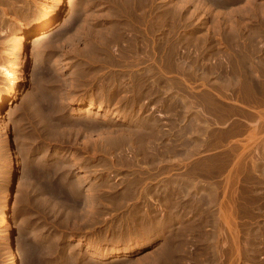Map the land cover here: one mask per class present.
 Segmentation results:
<instances>
[{"label": "rangeland", "instance_id": "obj_1", "mask_svg": "<svg viewBox=\"0 0 264 264\" xmlns=\"http://www.w3.org/2000/svg\"><path fill=\"white\" fill-rule=\"evenodd\" d=\"M56 1L57 0H0V5H3L2 7L4 8L6 6L8 12L5 18L2 15L3 12H0V32H2L0 33V98L3 99L1 101L2 106L0 108V117L4 115L2 121L4 119V121L8 123L7 133L12 140L13 150L17 151L19 158V162L17 161L15 164L14 186L8 191L6 170L9 167L11 160L7 148L4 146L5 134L0 128V264H10V257H12L11 251L13 250L15 264H32L28 262L27 258L36 249L37 252L39 251L40 253L38 252L37 254L36 251L33 252L37 258L35 259V256L32 254L35 259L33 261L34 264H73L74 261L75 264H88L92 260H97V262L100 261V263L103 262L104 264H126L127 262L125 261H129L128 263H136V261L139 262L142 259L151 258L154 254H156L154 256L155 260L151 258L153 264L154 262L155 264H208L210 260L211 262L209 264H215V262L216 264H221V261L222 264H264V203H262V201L264 202V197H262V195L264 196V193L261 191H264V179H262L264 178V0H217L218 2L216 0H207V2H209L207 4H210L211 6L209 5V7L212 8V10L209 11L212 15L207 12V16L203 9L200 7L198 8L201 0L187 3V6L183 4V1L185 0H181L182 3L180 0H146L149 4L151 3L150 5L145 2V0H135L134 2H132L133 0H125V2H129L132 10L133 8L134 10L137 8L139 9V11L137 9V16L148 13V19L151 17L155 18L156 13V19L161 18V15L164 17L162 14L164 11L162 10L167 8V5L165 4H169V6L175 4L176 7L186 6L185 8L188 9L193 8L190 9V11H193L192 13L190 12L193 14L191 15L193 18L189 24L194 25L192 27L190 25L189 28L191 27V29L198 31L194 37L195 39L193 38L191 40L194 43L196 42L195 45H192V42L190 41L191 47L189 46V41H186L184 38L183 32L185 28L183 27L181 32L182 35L179 36L181 40L178 38L179 44L182 41L183 43H188V46L182 43L180 44L181 46L179 45L180 49L179 53L175 55L177 56L175 57L177 58L175 59V61L177 60L175 63H171L168 60V57L163 54L154 56L152 53H149L150 55L146 57V67L148 69L146 68V72L144 70V73L146 74L144 75V82L142 85V88L144 89H140V93L138 92L139 97H137L138 93H136V85L131 83L129 89L131 92L130 96L133 97L130 98L131 101L129 99L130 102L128 101L127 103H119V100L112 102L111 108L114 105L124 107H122L123 110H121L122 113L120 112L119 118H113V128L117 130H113V132L110 133L105 132V135L103 132L101 134L100 132L97 134H95L96 132H92V134L94 133L93 135L91 132H84V134H82V131L79 130L78 132V130L74 128H69V132H65L66 134H64V132L59 134L56 122H61L62 118H64L63 120H74L78 117H90L91 119L89 120L94 121H102L104 119L102 118L103 112L101 110L98 111L100 107L99 103L97 102L94 106L91 105L90 97L94 95L93 92L90 90H84L85 88L88 89V86L83 89V87L81 88L78 86L75 80V77L78 76L77 74L82 72L80 62L75 58L78 59L79 56L80 58L83 56L84 59L91 58L92 49L90 45L85 43L87 36L85 34L86 29L83 28V24L87 20V17L90 22L89 19H91L92 16L93 19L94 17L99 16L101 12V19L108 17L105 14L109 13V16L113 15V7L115 6L114 1L117 2L118 0H113V2L112 0H108L110 2L107 0H89L91 1V4L87 0V2L85 0H78L75 9H80V11L77 10L78 12L76 11V13L81 12L80 14H82V20L80 19V23L78 24H81V27H76V29H78H75L73 31L74 33L68 34V36L73 39L69 40L70 38L66 35L61 39L62 41L60 40L57 42L58 44L61 42L59 46H62V49L55 45L57 48L54 47V50L50 52L51 49L45 48L49 47L48 41H50L51 38L53 39V35L56 38V35L62 27L66 25L70 18H73L75 9L73 13H71V9L65 6L63 8V13L60 14V18L57 22L47 29L46 33L48 34V38L43 41L39 49L36 50L37 52H35V49L32 50L33 53L30 51L26 52L28 56V66L26 69L19 63L20 54L18 52V46L24 36L31 33L29 30L35 29V27L37 28L48 20L49 11ZM157 1L159 2L157 3ZM173 1L175 2L173 3ZM223 1H225V3ZM214 2L215 4L212 5ZM220 2L223 5H221ZM138 3L143 6L141 9ZM219 3L221 6H218ZM145 4L146 6H144ZM163 4L165 8L163 7ZM83 5L84 7L82 8ZM153 5L156 6V8H153ZM157 5H161L160 7L158 6V10ZM192 5H194V7H192ZM84 8H87V11ZM140 10L142 11L140 12ZM94 11H96V13H94ZM220 11L223 13L221 12L220 14ZM88 12L91 16H89ZM76 13H74V15H76ZM195 15H199L198 18ZM6 18L8 20L10 19V22ZM81 29L83 30L81 31ZM27 30L28 32H25ZM78 34L85 36L79 37ZM74 37L77 38L75 39ZM16 39L18 41H16ZM30 40L31 38H28L26 42L29 43ZM73 41L74 43H77L73 45ZM182 45L185 47H182ZM87 46H89V48ZM57 49L59 53H61L60 55L58 54ZM74 49L76 51H74ZM85 50L87 52H85ZM70 51H73L72 55L74 58L71 57L72 55H70ZM78 51H81V53ZM52 52L54 54H52ZM74 52L75 54L79 53L82 56H77V54L75 57ZM66 54L70 55V57ZM159 57H161V60ZM68 58L73 59H70L69 61ZM154 60H156V63H154ZM72 63H76V65H73ZM57 64L59 67H55L56 70H59L60 68L61 72L60 70L59 72L63 73L62 75L65 77L63 78L65 83V85H63L64 89L62 87V93L65 95L63 99L64 102L62 101V106L65 107V113L59 112L56 113L57 115L54 113L55 117L53 116L54 114L52 115L54 126H52L53 129L50 127L51 132H46V134L43 126L44 124H41L45 123L43 120L44 109L42 105L40 106L41 101L35 103L34 107H30V109L27 106V101L31 97L36 96L37 93L39 94V92L42 94L43 90L44 95L49 94L48 92L50 88L46 85L48 84L47 79L49 77V72L47 70L51 67L58 66ZM2 67L6 70L1 72ZM151 67L154 68L152 69ZM186 68L189 69L187 70ZM6 71L9 73L17 72V74H26L25 79L27 80L21 81L20 95L18 94L14 101L9 96V78ZM70 83H74L73 85L71 84V88ZM74 88H78L76 89L77 91ZM79 89H82V93ZM141 90H144V93H142ZM88 93L90 94V97ZM68 94H70L71 97L67 96ZM143 96L145 97L143 98ZM69 99H71V101ZM12 102L13 108L16 112L12 119L9 120L10 118L6 113H8L10 103ZM28 109L29 111L31 110L30 114ZM115 110L116 109H113V111ZM95 112L97 113L96 115ZM5 115L7 119L5 118ZM2 123L3 122H1V124ZM38 127H40V129ZM54 128L57 131L54 130ZM121 130L125 132H122ZM119 131L122 132L119 133L120 136L117 134ZM128 131L132 133L130 134ZM254 133L256 134L255 137H251ZM109 134L110 136H113L114 140H112L113 138L109 139V136H107ZM125 135L128 137V140H126ZM134 135L138 137L141 136L142 138L139 137L141 140L136 136L134 137ZM102 136H106L107 139ZM131 137L133 139H131ZM122 138H125V140ZM108 139L109 141H112L113 144L112 142H108ZM15 140V143L17 144L13 143ZM96 140H98V143ZM105 140L108 142V145L111 144V146L114 147L111 148L110 151L108 149L109 146L104 144V142L106 143ZM126 141L134 143L129 144L128 147V142L125 143ZM117 143L119 146H123L119 149ZM100 145L103 146L100 147ZM84 146L88 148L91 146L94 147L91 148L92 150H90L89 153L88 148L85 147V150H83ZM130 146H132V148ZM95 148L99 151L97 152ZM121 148H123L122 151H120ZM128 148L130 151L126 150ZM104 149H106V151H104ZM231 152H234L232 156ZM239 153L242 155L240 156ZM225 154H227V156ZM227 157L230 159L232 158V161L229 158L227 159ZM229 160L231 162L230 164ZM108 162L112 165L108 166ZM251 162H254L253 165ZM96 166H99V168L97 167L98 170L95 168L97 171L92 169ZM62 167H64V169ZM102 167L105 169H102ZM241 167L243 169H240ZM60 168H62L63 171H61ZM90 168L93 171L90 170ZM249 170L253 172L251 173ZM227 176L230 179L228 178L227 180ZM237 177L239 178L237 179ZM243 178L244 180H242ZM226 180L228 182L227 184L232 183L229 184L232 188V185H234V188L237 186V190L235 189L237 192L233 189L232 191L234 192L231 194V187L229 185L226 186ZM103 181L104 183L106 182L105 186ZM137 181L138 184L135 183ZM131 182H133V184ZM210 183H215V185L219 184L218 189H221L219 190V197L221 196V198H223L222 202H224V204L225 201H229V204L222 205L221 208L224 210L221 211V213L219 211L221 208H211L207 203V200L209 199L207 196L210 195ZM234 183L237 184L235 185ZM109 184L111 188H109ZM111 184L113 187L116 184V189H113ZM125 184H128L129 186L132 185L131 188L133 187V189L130 187V189L126 188L128 185L125 186ZM255 184L262 188L255 186ZM240 185H244V188ZM251 185L255 188L253 189ZM57 186L62 187L60 191H52V189L55 187L57 188ZM94 186H97L95 190H93L95 188ZM98 186L100 188H98ZM247 186L251 187L249 191H256V193L254 192L255 194L259 191L257 194L258 197L257 195L255 196L252 191L250 192L251 195L248 194L247 196V190L246 192L244 190ZM73 187H75L74 193L72 190ZM90 187L94 188L90 189ZM75 189H78V191L76 192ZM88 190H93L92 193H97L94 195V201L96 204L93 201L86 199L85 191ZM132 190H135L134 195L130 194V191L131 193L133 192ZM124 191L127 193L129 192V195H127L128 197H125L127 193ZM146 191L147 193H145ZM227 191H229V193ZM61 192L63 193L61 194ZM75 192L77 194L79 193L78 196ZM122 192L125 194L123 193L122 195ZM243 192L246 193V196L243 195ZM73 194L75 195L73 196ZM230 194L233 199L230 198ZM238 194H240L242 198H240ZM95 196H99V199ZM197 196L200 197L198 198ZM201 196L203 201L201 200ZM249 196H251L250 198H252V201L255 198L253 201L254 205L253 203H250L252 201ZM256 198H258L257 201L259 202V207H256ZM237 199L240 203L239 207H236V203L232 202L235 204L234 206L230 203L231 201L235 202ZM245 199H249L246 200L248 201L247 204ZM197 200H199L200 204ZM204 201H206L207 204H205ZM242 202H244L242 204L244 207L240 206ZM197 203L200 207L198 217L200 218V222L202 221L200 225L204 223L200 226L199 235L195 234L194 231V221L197 218L195 215L196 208L198 207ZM248 203H250L249 206ZM226 205L230 206H228L230 210ZM234 207H236L235 210L237 209L236 213ZM248 207L253 209L250 210ZM202 208L205 213H202ZM210 208L216 210L215 214H217V217L220 219H223L226 215L228 216L229 219L226 218L228 224L225 222L226 220H222L221 223L224 226L222 225L223 228L222 226L218 228L219 230L222 228L221 230L223 231L220 230L217 233V231H215L217 228L213 227V224L211 225L209 219L207 221L205 216L202 217L208 212L207 209L211 210ZM231 208H233L234 211H232ZM244 209L246 211H243ZM227 210L230 212H227ZM248 212H251V214ZM221 214H225V216L223 217ZM203 219H206V222L203 221ZM7 221L10 224L11 229L8 227ZM233 223H236L237 225ZM210 225L212 226L211 230ZM212 230H214L215 233L212 232L214 234L211 233ZM218 234H221L222 236H219ZM214 235L215 237L218 235L216 238L220 239V241L216 239ZM196 236L199 237L196 238ZM81 237L83 238L82 244L77 240L81 239ZM15 238L17 240H15ZM87 239L95 240L102 243V245L114 244L125 246V244H128L129 246L134 244L139 245V248L135 253L131 254V257H124L123 255L118 254L116 256H109L102 259L97 257L93 259L92 251L87 249ZM215 240H217L216 243L218 245L220 244L219 246L215 244ZM12 241H16L13 244L14 249L12 247ZM31 247L34 249H31ZM215 247H217L218 250L217 248L215 249ZM15 248L18 249V251H15ZM30 250L31 252H29ZM68 255H71L72 258L70 259V256ZM63 258L65 260L64 262ZM89 258L92 260H88L87 263V259ZM70 260L73 261L71 262ZM205 260L207 262H205Z\"/></svg>", "mask_w": 264, "mask_h": 264}, {"label": "bare ground", "instance_id": "obj_2", "mask_svg": "<svg viewBox=\"0 0 264 264\" xmlns=\"http://www.w3.org/2000/svg\"><path fill=\"white\" fill-rule=\"evenodd\" d=\"M2 1V0H1ZM7 1V0H6ZM18 1V0H17ZM86 1V0H85ZM87 1H89V0H87ZM86 1V2H87ZM102 1V0H101ZM106 1V0H105ZM108 1V0H107ZM131 1V0H130ZM135 0H133L132 2H134ZM138 1H140V0H138ZM142 1H144V0H142ZM151 1V0H150ZM155 1V0H154ZM162 1V0H161ZM164 1H166V0H164ZM176 1H179V0H176ZM183 1V0H182ZM195 0H185V1H183V4L184 5H186L187 3H190V2H194ZM198 1V0H197ZM209 1V0H208ZM214 1V0H213ZM217 1V0H216ZM229 1H231V0H229ZM234 1V0H233ZM233 1H232V3H233ZM239 1V0H238ZM9 2V1H8ZM14 2V1H13ZM78 2V0H57L54 4H53V6H52V8L50 9V11H49V18H48V20L46 21V22H44L42 25H40V26H38L37 28L35 27V29H31V30H29V32H31L29 35L27 34L26 36H24V38L22 39V41L20 42V45L18 46V52H19V54H20V56H19V63H20V65L22 66V67H24V68H26L27 69V66H28V63H27V60H28V56H27V53L26 52H28V51H30L31 53H33V49H35V52H37L36 50L37 49H39V47H40V45L43 43V41H45L47 38H48V34L46 33V31H47V29L49 28V27H52V25H54L56 22H57V20L60 18V14H62L63 13V8L66 6V7H68V8H70L71 9V13H73V11H74V9H75V6H76V3ZM90 2V4H91V1H89ZM108 2H110V1H108ZM112 2H113V0H112ZM115 2V6L113 7V8H111V9H113L114 10V12H113V15H111V16H109L108 14H105V15H107L108 17H104V18H102L101 19V17H102V12L100 11V10H102V9H100L99 11L101 12V14L99 15V16H96V17H94L93 19H92V17H91V19H89L90 20V22L88 21V17H87V20L85 21V23L83 24L84 25V27L83 28H85L86 29V44L87 45H90V47H91V49H92V54H91V58L89 59H84L83 58V56L81 55V54H79V53H81V51L79 52V53H77V54H75V52H74V56L75 55H77V56H79V55H81L82 56V58H80V56L78 57V59L77 58H75L76 60H78L79 62H80V66H81V68H82V72L80 73V74H77L78 76L77 77H75V80H76V82H77V84H78V86H80L81 88L83 87V89L85 88V87H87L88 89H84V90H90V91H92L93 92V96H91L90 97V92L88 93L89 94V97L91 98V105H95L97 102L99 103V105H100V107H99V109H98V111L99 110H101L102 112H103V114H102V118H104L102 121H94V120H89V119H91L90 117L88 118H81V117H78V118H75L74 120H63L64 118H62V120H61V122H56L57 123V125H56V127L58 128L57 130H59V134H61V132H64V134H66L65 132H69V128H74V129H76V130H78V132H79V130L80 131H82L83 133L82 134H84V132H91V134H92V132H96L95 134H97V133H99L100 132V134L103 132L104 133V135H105V132H108V133H110V132H113V130H117V129H114L113 127V123H114V121H113V118H115V117H117V118H119V116H120V112H121V110H123L122 109V107H124V106H119V105H114L112 108H111V105H112V102L113 101H117V100H119V103L121 102V103H127L128 101H129V99L130 98H133V97H131L130 96V85H131V83H133V84H135L136 85V93H138L139 91H140V89L142 88V85H143V82H144V75H146L145 73H144V70H145V72H146V57L148 56V55H150L151 53L154 55V56H159V54H163V55H165L166 57H168V60L171 62V63H175L176 61H175V59H177V58H175V57H177V56H175L176 54H178L179 53V45L182 43V44H186V43H183L182 41H181V43L179 44V40H178V38L181 40V38L179 37L180 35H182V29H183V27L185 28L184 29V38L186 39V41L188 40L189 41V46H191L190 45V41L195 37V35H196V32L198 31V30H194V29H191V27L194 25H191V24H189L190 23V21H191V19L193 18L191 15H193V14H191L193 11L191 10L190 11V9H193V8H190V9H188V8H185L186 6H184V7H179V6H177V7H179V8H177L176 7V5H175V7H174V5L173 6H169V4H165V5H167L166 7V9H164L165 8V6H164V4H163V9L164 10H162V11H164V12H162V14H163V16L164 17H162V15H161V18H158V19H156L157 18V13H156V17L155 18H149L148 19V17H149V14L148 13H146V11H145V13L146 14H144V15H139V16H137L136 15V13H138L137 12V9H135L134 10V8H133V10L131 9V5L129 4V2L127 1V2H125V0L123 1H120V0H118L117 2L116 1H114ZM131 2V3H132ZM137 2V1H136ZM145 2H147L146 0H145ZM159 1H157V3H158ZM170 2V1H169ZM168 2V3H169ZM175 1H173V3H174ZM180 2H181V0H180ZM179 2V3H180ZM218 2V1H217ZM217 2H216V4H217ZM222 2V1H221ZM220 2V3H221ZM224 3H225V1H223ZM237 2V1H236ZM2 3V2H1ZM6 3V2H5ZM148 3V2H147ZM172 3V4H173ZM182 3V2H181ZM198 3V2H197ZM207 3H209V2H207V0H201L200 1V3H199V5H198V8L200 7L201 9H203V11L205 12V14H206V16H207V12H209V11H211L212 10V8H210L209 7V5L207 4ZM210 3H212V2H210ZM220 3L218 4V6H221V5H223L222 3H221V5H220ZM7 4H9V3H7ZM86 4H88V3H86ZM90 4H88V5H90ZM134 4V3H133ZM132 4V5H133ZM139 4V3H138ZM149 4V3H148ZM151 4V3H150ZM149 4V5H150ZM154 4V3H153ZM171 4V3H170ZM178 4V3H177ZM182 4V5H183ZM196 4V3H195ZM215 4V2L212 4V5H214ZM227 4V3H226ZM226 4H224V5H226ZM231 4V3H230ZM248 4V3H247ZM12 5V4H11ZM100 5V4H99ZM98 5V6H99ZM111 5V4H110ZM113 5V4H112ZM140 5V4H139ZM138 5V6H139ZM148 5V6H149ZM156 5V4H155ZM179 5V4H178ZM228 5H229V3H228ZM3 6V5H2ZM1 5H0V12H3V17L5 18V16L8 14V12H7V10H6V6H5V8L4 7H2ZM13 6V5H12ZM27 6H29V5H27ZM103 6V5H102ZM134 6V5H133ZM144 6H146V4L144 5ZM154 6V5H153ZM158 6L159 5H157V10H158ZM161 6V5H160ZM159 6V7H160ZM211 6V5H210ZM217 6V7H218ZM9 7H10V5H9ZM84 7V5L82 6V8ZM94 7V6H93ZM136 7V6H135ZM141 7H143V6H141L140 5V9H141ZM151 7V6H150ZM192 7H194V5H192ZM196 7V6H195ZM215 7H216V5H215ZM227 7V6H226ZM11 8V7H10ZM95 8H97V7H95ZM106 8H108V7H106ZM149 8V7H148ZM153 8H156V6H154ZM177 8V9H176ZM225 8V7H224ZM223 8V9H224ZM228 8V7H227ZM85 9V8H84ZM93 9V8H92ZM110 9V10H111ZM151 9V8H150ZM160 9V8H159ZM162 9V8H161ZM197 9V8H196ZM196 9H195V11H196ZM200 9V10H201ZM15 10V9H14ZM80 11V9H75V11H74V13H76V11ZM82 10V9H81ZM86 11H87V8L85 9ZM85 10H83V11H85ZM95 10V9H94ZM98 10V9H97ZM105 10V9H104ZM112 10V11H113ZM154 10V9H153ZM198 10V9H197ZM13 11V10H12ZM11 11V12H12ZM77 11V12H78ZM82 11V12H83ZM93 11V10H92ZM109 11V10H108ZM138 11H139V9H138ZM142 10H140V12H141ZM151 11V10H150ZM195 11H194V14H195ZM29 12V11H28ZM31 12V11H30ZM103 12H105V11H103ZM111 12V11H110ZM156 12V11H155ZM155 12H153V13H155ZM159 12V11H158ZM191 12V13H190ZM197 12V11H196ZM204 12H202V13H204ZM221 12L222 11H220V14H221ZM74 13H73V18H70V20L66 23V25L64 26V27H62V29L58 32V34L56 35V38H55V36L53 35V39L51 38V40L50 41H48V45H49V47H45L46 49L48 48V49H51L50 50V52L52 51V50H54V47H55V45L56 46H59V44L61 43H57L58 41H60L62 38H64L66 35L68 36V34H70V33H74L73 31L76 29V27H81V24L80 25H78L79 23H80V19H81V15L82 14H80V13H76V15H74ZM94 13H96V11H94ZM107 13V12H106ZM161 13V12H160ZM187 13V14H186ZM199 13V12H198ZM202 13H201V15H202ZM223 13V12H222ZM14 14V13H13ZM12 14V15H13ZM85 14V13H84ZM88 14H89V12H88ZM93 14V13H92ZM98 14V13H97ZM111 14V13H110ZM131 14H132V18H131ZM147 14H148V17H147ZM151 14H152V12H151ZM188 14H190V15H188ZM197 14V13H196ZM209 14H211L212 15V13L211 12H209ZM219 14V13H218ZM217 14V15H218ZM1 15V14H0ZM154 15V14H153ZM199 15H200V13H199ZM198 15V16H199ZM204 15V14H203ZM83 16H85V15H83ZM89 16H91V14H89ZM94 16H95V14H94ZM197 18H198V16L197 15H195ZM194 16V17H195ZM208 16H210V15H208ZM10 17H11V15H10ZM16 17V16H15ZM43 17V16H42ZM159 17V16H158ZM202 17V16H201ZM7 18H8V16H7ZM6 18V19H7ZM13 18V17H12ZM196 18V19H197ZM200 18V17H199ZM84 19V18H83ZM86 19V18H85ZM203 19V18H202ZM1 20V19H0ZM8 20V19H7ZM10 20V19H9ZM8 20V21H9ZM82 20V19H81ZM210 20H211V18H210ZM203 21V20H202ZM2 22V21H1ZM10 22V21H9ZM14 22V21H13ZM197 22V21H196ZM207 22V21H206ZM192 23H194V22H192ZM202 23V22H201ZM3 24V23H2ZM4 24H5V22H4ZM7 24V23H6ZM10 24V23H9ZM9 24H8V26H9ZM13 24V23H12ZM203 24V23H202ZM21 25V24H20ZM78 25V26H77ZM191 25V27L189 28V26ZM5 26V25H4ZM203 26H204V24H203ZM206 26V25H205ZM10 28H11V26H9ZM34 27V26H33ZM199 27V26H198ZM207 27V26H206ZM197 28V27H196ZM195 28V29H196ZM201 28H202V25H201ZM8 29V28H7ZM12 29H13V27H12ZM78 29V28H77ZM76 29V30H77ZM208 29V28H207ZM83 29H81V31H82ZM200 30V29H199ZM3 31V30H2ZM23 31V30H22ZM25 32H28V30L27 31H25ZM76 32V31H75ZM80 32V31H79ZM0 33H2V32H0ZM3 33H4V31H3ZM84 33V32H83ZM204 33V32H203ZM209 33V32H208ZM205 34H206V32H205ZM255 34V33H254ZM75 35V34H74ZM79 35V34H78ZM82 35V34H81ZM81 35H79V37H84V36H81ZM77 36V35H76ZM203 36V35H202ZM18 37V36H17ZM69 37V36H68ZM78 37V36H77ZM76 37V38H77ZM201 37V36H200ZM206 37V36H205ZM20 38V37H19ZM18 38V40L20 41V39ZM28 38H31V40L29 41V43L28 42H26L27 41V39ZM70 38V37H69ZM75 38V37H74ZM75 38V39H76ZM183 38V37H182ZM71 39H73V38H70L69 40H71ZM80 39V38H79ZM78 39V40H79ZM82 39H85V38H82ZM195 39V38H194ZM202 39V38H201ZM209 39V38H208ZM17 39H16V41H18ZM68 40V41H69ZM184 40V39H183ZM62 41V40H61ZM66 41H67V37H66ZM77 41V40H76ZM83 41V40H82ZM85 41V40H84ZM194 41V40H193ZM81 42V41H80ZM79 42V43H80ZM185 42V41H184ZM192 42V41H191ZM202 42V41H201ZM204 42V41H203ZM235 42V41H234ZM45 43H47V42H45ZM73 43H74V41H73ZM72 43V44H73ZM77 43V42H76ZM76 43H74L73 45H75ZM83 43V42H82ZM196 43V42H195ZM195 43L194 42H192V45L194 44L195 45ZM58 44V45H57ZM64 44V43H63ZM66 44V43H65ZM71 44V45H72ZM84 44V43H83ZM188 44V43H187ZM186 44V46H188ZM202 44V43H201ZM200 44V45H201ZM17 45H18V42H17ZM16 45V46H17ZM47 45V46H48ZM79 45V44H78ZM258 45V44H257ZM43 46V45H42ZM84 46V45H83ZM181 46V45H180ZM184 45H182V47H183ZM247 46V45H246ZM60 47V46H59ZM62 47V46H61ZM60 47V49H62ZM88 48H89V46H87ZM185 47V46H184ZM192 47V46H191ZM243 47V46H242ZM55 48H57V47H55ZM73 48H74V46H73ZM83 48V47H82ZM82 48H81V50H82ZM86 48V47H85ZM84 48V49H85ZM195 48H196V46H195ZM202 48V47H201ZM59 49V48H58ZM58 49H57V51H58ZM69 49V48H68ZM70 49H71V47H70ZM69 49V50H70ZM68 50V51H69ZM56 51V50H55ZM54 51V52H55ZM61 51V50H60ZM74 51H76L75 49H74ZM84 51V50H83ZM183 51V50H182ZM248 51V50H247ZM44 52V51H43ZM62 52V51H61ZM71 52V51H70ZM73 52V51H72ZM72 52L70 53V55H72ZM85 52H87L86 50H85ZM91 52V51H90ZM186 52H187V50H186ZM57 53V52H56ZM84 53V52H83ZM150 53V54H149ZM236 53V52H235ZM52 54H54L53 52H52ZM58 54L60 55L61 53H59V51H58ZM65 54V53H64ZM69 54V53H68ZM189 54V53H188ZM238 54V53H237ZM67 55V54H66ZM70 55H67L68 57H70ZM88 55V54H87ZM162 55V56H163ZM245 55V54H244ZM62 56V55H61ZM85 56V55H84ZM161 56V57H162ZM71 57H73V55L71 56ZM76 57V56H75ZM153 57V56H152ZM161 57H159V59L161 58ZM164 57V56H163ZM183 57V56H182ZM74 58V57H73ZM73 58H70V59H73ZM87 58V57H86ZM157 58V57H156ZM181 58V57H180ZM69 59V58H68ZM67 59V60H68ZM70 59H69V61H70ZM74 59V60H75ZM84 59V60H83ZM183 59V58H182ZM245 59V58H244ZM148 60V59H147ZM161 60V59H160ZM162 60H164V59H162ZM73 61V60H72ZM71 61V62H72ZM152 61V60H151ZM156 60H154V63H156L155 62ZM149 62H150V60H149ZM165 62H166V59H165ZM179 62V61H178ZM183 62V61H182ZM242 62V61H241ZM169 63V62H168ZM167 63V64H168ZM73 65H76V63L74 64V63H72ZM166 64V63H165ZM58 65V64H57ZM69 65H70V63H69ZM79 65V64H78ZM154 65V64H153ZM159 65V64H158ZM174 65V64H173ZM172 65V66H173ZM79 66V67H80ZM155 66V65H154ZM161 66V65H160ZM159 66V67H160ZM172 66H171V68H172ZM176 66H178V65H176ZM183 66V65H182ZM58 68L59 67V65L58 66H54L53 68L51 67V68H49V70H47L48 72H49V77H48V79H47V81H48V84H46L47 85V87L48 88H50V90H49V94H47V93H45V94H47V95H44V90H43V92H42V94H40V92H39V94L37 93L36 94V96H34V97H31L28 101H27V106H28V108L30 109V107H34V104L35 103H37L38 101H41V104H40V106L42 105L43 106V111H44V113H43V115H44V117H43V120H44V122L45 123H41V124H44L43 126H44V130H45V133L47 132H51V130H50V127L53 129V127L52 126H54L53 125V122H52V115L55 113H59V112H61V113H65V107H63L62 106V101H63V99H64V97H65V95L62 93V87H63V85H65V83H64V80H63V78H65V77H63V73H60L61 72V70H60V68H59V70H60V72H59V70H56V68ZM76 67V66H75ZM74 67V68H75ZM168 67V66H167ZM180 67V66H179ZM73 68V67H72ZM76 68H78V67H76ZM152 68V67H151ZM154 68V67H153ZM152 68V69H153ZM170 68V67H169ZM180 68H182V67H180ZM79 69V68H78ZM148 69V68H147ZM149 69H150V67H149ZM151 69V70H152ZM161 69V68H160ZM166 69V68H165ZM176 69V68H175ZM187 69V68H186ZM189 69V68H188ZM187 69V70H188ZM231 69V68H230ZM6 69L4 68V67H2L1 68V72L2 71H5ZM32 70V69H31ZM169 70V69H168ZM172 70V69H171ZM63 71V70H62ZM150 71V70H149ZM149 71H147V72H149ZM156 71V70H155ZM7 72V71H6ZM75 72V71H74ZM76 72H78V71H76ZM70 73H72V72H70ZM70 73H69V76H70ZM155 73V72H154ZM68 74V73H67ZM73 74V73H72ZM76 74V73H75ZM7 75H8V78H9V87H8V90H9V96H10V98L11 99H13V101L15 100V98H16V96H18V94H19V91H20V85L22 84L21 83V81H23V80H27V79H25V73H21V74H17V72H13V73H9V72H7ZM73 76V75H72ZM156 77V76H155ZM31 78V77H30ZM67 79V78H66ZM69 79V78H68ZM73 79V78H72ZM71 79V80H72ZM153 79V78H152ZM70 80V81H71ZM73 81V80H72ZM152 81V80H151ZM33 82V81H32ZM75 82V81H74ZM158 83V82H157ZM67 84H68V82H67ZM71 84L72 83H70V88H71ZM74 84V83H73ZM72 84V85H73ZM145 84V83H144ZM152 84V83H151ZM44 85V84H43ZM41 86V85H40ZM66 87V86H65ZM69 87V86H68ZM67 87V88H68ZM74 87V86H73ZM148 87V86H147ZM42 88H44V87H42ZM41 88V89H42ZM70 88H69V90H70ZM63 89H64V87H63ZM75 89V88H74ZM76 89H78V88H76ZM75 89V90H76ZM142 89H144V88H142ZM67 90V89H66ZM68 90V91H69ZM74 90V91H75ZM80 90V89H79ZM82 90V89H81ZM80 90V91H81ZM42 91V90H41ZM77 91V90H76ZM142 91V93H144L143 91L144 90H141ZM45 92H47V91H45ZM64 92V91H63ZM72 92V91H71ZM79 92V91H78ZM77 92V93H78ZM91 92V93H92ZM70 93V92H69ZM76 93V94H77ZM81 93H82V91H81ZM133 93V92H132ZM140 93V92H139ZM139 93H138V95H137V97H139ZM141 93V94H142ZM67 94V93H66ZM72 94H74V93H72ZM79 94V93H78ZM147 94V93H146ZM145 94V95H146ZM20 95V94H19ZM87 95V94H86ZM67 96H70L71 97V95L70 94H68ZM66 96V97H67ZM73 96V95H72ZM30 97V96H29ZM69 97V98H70ZM74 97V96H73ZM145 96H143V98H144ZM88 98V97H87ZM27 99V98H26ZM73 99V98H72ZM78 99H80V98H78ZM135 99V98H134ZM3 99L2 98H0V108H1V106H2V103H1V101H2ZM70 101H71V99H69ZM77 101V100H76ZM76 101H74V102H76ZM130 101H131V99H130ZM129 101V102H130ZM11 102V101H10ZM64 102V101H63ZM141 102V101H140ZM69 103H71V102H69ZM118 103V104H119ZM136 103V102H135ZM134 103V104H135ZM73 104V103H72ZM79 104H80V102H79ZM25 105H26V103H25ZM65 105V104H64ZM90 105V106H91ZM145 105V104H144ZM17 106V105H16ZM36 106H37V104H36ZM68 106V105H67ZM38 107H39V105H38ZM131 107V106H130ZM37 108V107H36ZM36 108H34V109H36ZM83 108V107H82ZM91 108H93V107H91ZM29 109H28V111H29ZM39 109V108H38ZM66 109H68V108H66ZM97 109V108H96ZM113 109H116L115 111H113ZM125 109V108H124ZM25 110V109H24ZM26 110H27V108H26ZM26 110H25V112H26ZM40 110V109H39ZM86 110V109H85ZM93 110V109H92ZM27 111V112H28ZM31 111V110H30ZM30 111H29V114H30ZM33 111V110H32ZM67 111V110H66ZM69 111V110H68ZM97 111V112H98ZM15 112H16V110L13 108V102L12 103H10V108H9V111H8V113H6L7 114V116H9V120H11L12 119V117L14 116V114H15ZM34 112V111H33ZM75 112V111H74ZM84 112V111H83ZM86 113V112H85ZM90 113V112H89ZM122 113V112H121ZM126 113V112H125ZM26 114V113H25ZM42 114V113H41ZM55 114L53 115L54 117H55ZM76 114V113H75ZM84 114V113H83ZM87 114V113H86ZM97 113L95 112V115H96ZM113 114H114V116H113ZM2 115V114H1ZM28 115V114H27ZM57 115V114H56ZM60 115V114H59ZM59 115H58V117H59ZM64 115V114H63ZM90 115V114H89ZM92 115V114H91ZM94 115V114H93ZM99 115V114H98ZM101 115V114H100ZM123 115V114H122ZM4 116V115H3ZM3 116H1L0 117V128L3 130V132H4V134H5V143H4V146L7 148V151H8V154H9V158H10V160H11V163H10V165H9V167L7 168V170H6V172H7V175H6V178H7V189H8V191H10L12 188H13V184H14V180H15V164L17 163V161L19 160V158H18V154H17V151H14L13 150V144H12V140H11V138H10V136H9V134L7 133V124L8 123H6L5 121H4V119H3V121H2V118H3ZM31 116H34V115H31ZM65 116V115H64ZM63 116V117H64ZM40 117V116H39ZM62 117V116H61ZM68 117V116H67ZM86 117V116H85ZM95 117V116H94ZM97 117V116H96ZM123 117V116H122ZM129 117V116H128ZM202 117V116H201ZM5 118L7 119V117H6V115H5ZM37 118V117H36ZM70 118H72V117H70ZM126 118V117H125ZM29 119V118H28ZM39 119V118H38ZM61 119V118H60ZM67 119H69V118H67ZM197 119V118H196ZM8 120V121H9ZM42 120V121H43ZM58 120V119H57ZM129 120V119H128ZM36 121V120H35ZM39 121H40V119H39ZM1 122H3L2 124H1ZM38 122V121H37ZM129 122H131V121H129ZM38 123H40V122H38ZM151 124V123H150ZM38 126V125H37ZM41 126V125H40ZM256 127H258V126H256ZM39 129H40V127H38ZM42 128V127H41ZM255 128V127H254ZM6 129V130H5ZM39 129H38V132H39ZM120 129V128H119ZM44 130H43V132H44ZM54 130H56L55 128H54ZM56 130V131H57ZM256 130V129H255ZM55 131V132H56ZM72 131H74V130H72ZM122 132H125V131H123V130H121ZM254 131V130H253ZM257 131V130H256ZM52 132H54V131H52ZM74 132H76V131H74ZM122 132H118L117 134L119 135V133H122ZM129 133H130V131H128ZM46 133V134H47ZM57 133V132H56ZM81 133V132H80ZM132 133V132H131ZM130 133V134H131ZM50 134V133H49ZM87 134V133H86ZM94 134V133H93ZM92 134V135H93ZM129 134V135H130ZM153 134H154V132H153ZM153 134H152V136H153ZM51 135H52V133H51ZM58 135V134H57ZM62 135H63V133H62ZM61 135V136H62ZM88 135H90V134H88ZM113 135V134H112ZM115 135V134H114ZM124 135V134H123ZM128 135V136H129ZM159 135V134H158ZM255 133L251 136V137H255ZM60 136V135H59ZM67 136V135H66ZM91 136V135H90ZM107 136H109V139L110 138H113V136H110V134L109 135H107ZM120 136V135H119ZM126 136V135H125ZM131 136V135H130ZM133 136V135H132ZM136 135H134V137H135ZM102 137H104V136H102ZM106 137V136H105ZM104 137V138H105ZM121 137H122V135H121ZM124 137V136H123ZM136 137H138V136H136ZM140 138H142L141 136H139ZM138 137V138H139ZM146 137V136H145ZM155 137V136H154ZM12 138H14V137H12ZM62 138V137H61ZM116 138V137H115ZM119 138V137H118ZM139 138V139H140ZM106 139H107V137H106ZM109 139L107 140L108 142H112V141H109ZM123 139V138H122ZM121 139V140H122ZM131 139H133L132 137H131ZM131 139H130V141H131ZM138 139V140H139ZM14 140V139H13ZM63 140V139H62ZM112 140H114V138L112 139ZM123 140H125V138L123 139ZM126 140H128V137L126 136ZM137 140V141H138ZM141 140V139H140ZM145 140V139H144ZM253 140H254V138H253ZM94 141V140H93ZM97 141V143H98V140H96ZM106 141V140H105ZM106 141V143L104 142V144H107L108 142ZM115 141H116V139H115ZM129 141V142H130ZM136 141V142H137ZM148 141V140H147ZM16 142V140L13 142V143H15ZM90 142V141H89ZM117 142V141H116ZM115 142V143H116ZM121 142H124V141H121ZM128 141H126L125 143H127ZM128 142V147H129V144H133L134 142H131V143H129ZM140 142V141H139ZM93 143H95V142H93ZM125 143H124V145H125ZM15 144H17V143H15ZM92 144V143H91ZM103 144V143H102ZM112 144H113V142H112ZM85 145V144H84ZM87 145V144H86ZM88 145L90 146V144L88 143ZM95 145V144H94ZM97 145V144H96ZM114 145H116V144H114ZM113 145V146H114ZM117 145H118V143H117ZM103 145H100V147H102ZM106 146V145H105ZM107 146H109V151H110V149L111 148H114V147H112L111 146V144L110 145H108L107 144ZM111 146V147H110ZM119 146V145H118ZM117 146V147H118ZM121 146H123V145H120L119 146V149H120V147ZM134 146V145H133ZM85 147L86 146H84V148H83V150H85ZM94 146H91L90 148H88V147H86V148H88V150H89V153H90V150H92L91 148H93ZM97 147H99V146H97ZM116 147V148H117ZM125 147V146H124ZM131 148H132V146H130ZM141 147V146H140ZM155 147V146H154ZM82 148V147H81ZM106 148V147H105ZM136 148V147H135ZM142 148V147H141ZM147 148V147H146ZM153 148V147H152ZM97 148H95V150H96ZM100 149V148H99ZM107 149V150H108ZM118 149V148H117ZM116 149V150H117ZM122 149L123 148H121V150L120 151H122ZM125 149V148H124ZM143 149V148H142ZM94 150V149H93ZM103 150V149H102ZM114 150V149H113ZM126 150H129V148L128 149H126ZM132 150V149H131ZM139 150V149H138ZM155 150V149H154ZM237 150V149H236ZM97 151V150H96ZM99 151V150H98ZM97 151V152H98ZM104 151H106V149H104ZM112 151V150H111ZM125 151V150H124ZM130 151V150H129ZM134 151V150H133ZM140 151V150H139ZM146 151V150H145ZM156 151V150H155ZM230 151H232V150H230ZM229 151V152H230ZM242 151V150H241ZM86 152H87V150H86ZM95 152V151H94ZM93 152V153H94ZM132 152V151H131ZM228 152V153H229ZM102 153V152H101ZM107 153V152H106ZM109 153V152H108ZM121 153V152H120ZM136 153V152H135ZM227 153V152H226ZM234 153V152H233ZM232 152H231V156H232V154H233ZM244 153V152H243ZM92 154V153H91ZM134 154V153H133ZM152 154V153H151ZM156 154V153H155ZM154 154V155H155ZM237 154H238V152H237ZM240 154V153H239ZM20 155V154H19ZM90 155V154H89ZM93 155V154H92ZM96 155V154H95ZM107 155V154H106ZM226 156H227V154H225ZM230 155V154H229ZM228 155V156H229ZM242 154H240V156H241ZM261 155V154H260ZM264 155V154H263ZM113 156V155H112ZM120 156H121V154H120ZM123 156V155H122ZM150 156H152V155H150ZM157 156V155H156ZM230 156V157H231ZM235 156V155H234ZM236 156H238V155H236ZM253 156V155H252ZM21 157V156H20ZM114 157V156H113ZM119 157V156H118ZM123 157H125V156H123ZM225 157V156H224ZM95 158V157H94ZM151 158V157H150ZM156 158V157H155ZM229 157H227V159H228ZM239 158V157H238ZM251 158V157H250ZM230 159V158H229ZM232 159V158H231ZM230 159V160H231ZM244 159V158H243ZM121 160V159H120ZM226 160V159H225ZM230 160H229V164L231 163L230 162ZM261 160H262V158H261ZM87 161V160H86ZM228 161V160H227ZM232 161V160H231ZM247 161V160H246ZM19 162V161H18ZM112 162V161H111ZM216 162V161H215ZM262 162V161H261ZM260 162V163H261ZM109 163V162H108ZM122 163V162H121ZM213 163V162H212ZM243 163V162H242ZM246 163V162H245ZM252 163V165H253V163L254 162H251ZM255 163H257V162H255ZM97 164V163H96ZM215 164V163H214ZM236 164V163H235ZM238 164V163H237ZM240 164V163H239ZM250 164V163H249ZM104 165V164H103ZM106 165H108V164H106ZM110 165H112L111 163H109V165L108 166H110ZM119 165V164H118ZM224 165H225V163H224ZM243 165V164H242ZM251 165V166H252ZM255 165V164H254ZM62 166V165H61ZM60 166V167H61ZM64 166V165H63ZM79 166V165H78ZM107 166V167H108ZM114 166V165H113ZM217 166V165H216ZM223 166V165H222ZM226 166H227V164H226ZM240 166V165H239ZM246 166V165H245ZM248 166V165H247ZM264 166V165H263ZM99 168V166H96V167H94V168H92V169H95V168ZM104 167H105V165H104ZM104 167H102V169H105ZM106 167V168H107ZM112 167V166H111ZM110 167V168H111ZM215 167V166H214ZM244 167V166H243ZM63 169H64V167H62ZM62 168H60L61 169V171H63L62 170ZM79 168H80V166H79ZM82 168V167H81ZM98 168H97V170H98ZM224 168V167H223ZM227 168V167H226ZM248 168H249V166H248ZM60 169H59V171H60ZM91 168H90V170H92ZM108 169V168H107ZM106 169V170H107ZM112 169V168H111ZM152 169V168H151ZM211 169V168H210ZM210 169H209V171H210ZM235 169V168H234ZM238 169V168H237ZM240 169H243L242 167L240 168ZM264 169V168H263ZM96 170V169H95ZM94 170V171H95ZM96 170V171H97ZM109 170V169H108ZM117 170V169H116ZM214 170V169H213ZM93 171V170H92ZM223 171V170H222ZM222 171H220V172H222ZM225 171V170H224ZM238 171V170H237ZM242 171V170H241ZM250 171V170H249ZM243 172V171H242ZM251 172V171H250ZM253 172V171H252ZM251 172V173H252ZM261 172H262V169H261ZM50 173V172H49ZM96 173V172H95ZM229 173H230V171H229ZM236 173V172H235ZM239 173H241V172H239ZM245 173V172H244ZM243 174V173H242ZM247 174V173H246ZM51 175V174H50ZM57 175V174H56ZM214 175V174H213ZM218 175V174H217ZM236 175V174H235ZM239 175V174H238ZM44 176V175H43ZM231 176V175H230ZM234 176V175H233ZM251 176V175H250ZM257 176V175H256ZM212 177V176H211ZM215 177V176H214ZM213 177V178H214ZM228 176H227V180H228ZM239 177H237V179H238ZM248 178V177H247ZM255 178V177H254ZM209 179H210V177H209ZM218 179V178H217ZM230 179V178H229ZM235 179V178H234ZM236 179V180H237ZM262 179H264V178H262ZM138 180V179H137ZM214 180V179H213ZM212 180V181H213ZM227 180H226V186L227 185H229V184H232V183H229V184H227L228 182H227ZM232 180V179H231ZM235 180V181H236ZM242 180H244V178L242 179ZM108 181V180H107ZM211 181V182H212ZM221 181V180H220ZM230 181V180H229ZM239 181H241V180H239ZM246 182V181H245ZM258 182H259V180H258ZM106 183V182H105ZM105 183H104V181H103V184H104V186H105ZM113 183V182H112ZM127 183V182H126ZM132 184H133V182H131ZM135 183H137L138 184V181L137 182H135ZM224 183H225V181H224ZM256 183V182H255ZM260 183V182H259ZM264 183V182H263ZM75 184V183H74ZM80 184V183H79ZM78 184V185H79ZM130 184V183H129ZM136 184V185H137ZM142 184V183H141ZM156 184V183H155ZM222 184V183H221ZM235 185L237 184V183H234ZM241 184V183H240ZM243 184V183H242ZM257 184V183H256ZM255 184V186H257ZM76 185V184H75ZM81 185V184H80ZM94 185H96V184H94ZM98 185H99V182H98ZM101 185V184H100ZM128 184H125V186H127ZM198 185V184H197ZM219 184H217V185H215V183H210V195H208L207 196V198H209L207 201V203H208V205H210V207L211 208H216L217 209V207L220 209L221 207H222V205H225V204H229V201L228 202H226L225 201V204H224V202H222L223 200V198H221V196L219 197V190H221V189H218V186ZM223 185V184H222ZM244 185H245V183H244ZM243 185V186H244ZM249 185V184H248ZM252 185H254V184H252ZM252 185H251V187H252ZM260 185V184H259ZM107 186H108V183H107ZM111 186H112V184H111ZM131 186L132 185H128L126 188H131ZM207 186V185H206ZM230 186V185H229ZM233 186V188L231 187V191L234 189H236L237 190V186H235V188H234V185H232ZM241 187H243L242 185H240ZM92 187V186H91ZM90 187V189H93V188H91ZM97 187V186H96ZM96 187L93 189V190H95L96 189ZM113 187V186H112ZM118 187V186H117ZM152 187V186H151ZM150 187V188H151ZM161 187V186H160ZM250 186L248 187H246V189H244L245 190V192H246V190H247V196H248V194L249 195H251L250 194V192L252 191L253 192V190H251V191H249L250 190V188H251ZM257 187H260V186H257ZM256 187V188H257ZM56 188V187H55ZM55 188L54 189H52V191L54 190V191H56L57 192V190H59L60 191V189L62 188V187H59V186H57V188H56V190H55ZM69 188V187H68ZM70 188H71V186H70ZM74 188L75 187H73V193H74ZM82 188V187H81ZM98 188H100L99 186H98ZM101 188H102V186H101ZM108 188V187H107ZM109 188H111L110 187V184H109ZM116 189V184H115V186L113 187V189ZM125 188V189H126ZM129 188V189H130ZM136 188V187H135ZM137 188H138V186H137ZM147 188V187H146ZM145 188V189H146ZM155 188H157V187H155ZM182 188V187H181ZM194 188H195V186H194ZM228 188V187H227ZM240 188V187H239ZM244 188V187H243ZM247 188H249V189H247ZM253 188V187H252ZM255 188V187H254ZM253 188V189H254ZM260 188H262V187H260ZM80 189V188H79ZM131 189H133V187L131 188ZM144 189V190H145ZM170 189V188H169ZM208 189V188H207ZM218 189V190H217ZM224 189V188H223ZM240 189H242V188H240ZM76 190V189H75ZM93 190H88V191H85L86 193V199L87 200H91V201H93L94 203H95V199H94V195H96L95 193H92L93 192ZM127 190V189H126ZM139 190V189H138ZM164 190V189H163ZM186 190V189H185ZM203 190V189H202ZM225 190V189H224ZM224 190H223V192H224ZM235 190V192H237ZM243 190V191H244ZM257 190V189H256ZM7 191V190H6ZM58 191V192H59ZM70 191H71V189H70ZM78 191V189L76 190V192ZM128 191V190H127ZM133 192L131 193V191H130V194L131 195H134L135 193V190H132ZM140 191V190H139ZM147 191H148V189H147ZM147 191L145 192V193H147ZM171 191V190H170ZM181 191V190H180ZM242 191V190H241ZM240 191V192H241ZM249 191V192H248ZM263 193H264V191L263 190H261ZM260 191V192H261ZM72 192V191H71ZM75 192V193H76ZM113 192V191H112ZM119 192V191H118ZM124 192H126V191H124ZM124 192H122V195H123V193ZM141 192V191H140ZM142 192H143V190H142ZM173 192V191H172ZM204 192H205V190H204ZM228 193H229V191H227ZM233 192L234 191H232V193L231 194H233ZM239 192V191H238ZM255 193H256V191H254ZM253 192V194H255ZM63 192H61V194H62ZM68 193V192H67ZM67 193H66V195H67ZM101 193V192H100ZM105 193V192H104ZM127 193V192H126ZM129 193V192H128ZM126 194V196L125 197H128L127 195H129V194ZM144 193V194H145ZM222 193V192H221ZM225 193V192H224ZM244 193V192H243ZM242 193V194H243ZM259 193V191H257V194ZM56 194H58V193H56ZM60 194V193H59ZM65 194V193H64ZM69 194V193H68ZM77 194V193H76ZM79 194V193H78ZM78 194H77V196H78ZM99 194V193H98ZM125 194V193H124ZM138 194H139V192H138ZM230 194V198L231 199H233ZM257 194H255V196L257 195ZM54 195H55V192H54ZM75 194H73V196H74ZM110 195V194H109ZM112 195H113V193H112ZM111 195V196H112ZM117 195V194H116ZM121 195V194H120ZM141 195V194H140ZM148 195V194H147ZM151 195H153V194H151ZM197 195H198V193H197ZM201 195V194H200ZM207 195V194H206ZM222 195V194H221ZM225 195V194H224ZM229 195V194H228ZM234 195L236 196V194L234 193ZM233 195V196H234ZM243 195H245L246 196V193H244ZM84 196V195H83ZM104 196V195H103ZM124 196H122V197H124ZM155 196V195H154ZM185 196V195H184ZM238 196L240 197V198H242V196H240V194H238ZM253 196V195H252ZM95 197H97V196H95ZM99 197V196H98ZM97 197V198H98ZM124 197V198H125ZM147 197H149V196H147ZM151 197V196H150ZM195 197V196H194ZM198 197V196H197ZM196 197V198H197ZM200 197V196H199ZM198 197V198H199ZM251 196H249V198H250ZM257 197H258V195H257ZM262 197H264L263 195H262ZM112 198V197H111ZM133 198V197H132ZM169 198V197H168ZM193 198V197H192ZM191 198V199H192ZM226 198V197H225ZM239 198V199H240ZM254 198V197H253ZM75 199H77V198H75ZM99 199V198H98ZM103 199V198H102ZM203 199H204V196H203ZM234 199H236V198H234ZM244 199V198H243ZM252 198H250V200H251ZM255 199V198H254ZM254 199H253V201H254ZM257 199L258 198H256V200L255 201H257ZM260 199V198H259ZM117 200V199H116ZM119 200H120V198H119ZM126 200H127V198H126ZM159 200V199H158ZM161 200V199H160ZM193 200V199H192ZM196 200V199H195ZM200 200V199H199ZM199 200H197L198 201V203L200 204V202H199ZM201 200H202V196H201ZM228 200H229V197H228ZM240 200H242V199H240ZM246 200H249V199H245V201ZM261 200H263V199H261ZM99 201V200H98ZM181 201V200H180ZM203 201V200H202ZM231 201V200H230ZM252 201V200H251ZM253 201L252 202H250V203H253ZM117 202V201H116ZM139 202V201H138ZM194 202V201H193ZM205 202V204H207L206 203V201H204ZM236 203L237 204V206L236 207H239V200L237 199L235 202L234 201H231L230 203ZM247 202L248 201H246V204H247ZM118 203V202H117ZM195 203V202H194ZM194 203H193V205H194ZM197 203V204H198ZM232 203V205L234 206L235 204H233ZM244 202H242L241 203V205L240 206H243L242 204H243ZM250 203H248V206H249V204ZM257 203V205H256V207H259L258 206V201L256 202ZM261 203V202H260ZM262 203H264L263 201H262ZM96 204V203H95ZM109 204V203H108ZM134 204V203H133ZM178 204V203H177ZM199 204H198V207H199ZM100 205V204H99ZM106 205V204H105ZM110 205V204H109ZM196 205V204H195ZM203 205V204H202ZM245 205V204H244ZM253 205H254V203H253ZM147 206H148V204H147ZM204 206V205H203ZM202 206V207H203ZM227 206V205H226ZM229 206V205H228ZM227 206V207H228ZM263 206H264V204H263ZM150 207V206H149ZM196 208V211H195V215H196V219H195V221H194V231H195V234H197V235H199V233H200V226H202L203 224H201L200 225V223L202 222H200V218L198 217V215H199V209H200V207L199 208ZM225 207V206H224ZM230 207V206H229ZM228 207V208H229ZM236 207H234V210H235V208ZM244 207V206H243ZM242 207V208H243ZM252 207V206H251ZM254 207V206H253ZM194 208H195V206H194ZM193 208V209H194ZM204 208V207H203ZM203 208H202V211H203ZM209 208V207H208ZM210 208V209H211ZM227 208V209H228ZM249 208V207H248ZM247 208V209H248ZM261 208H262V206H261ZM145 209V208H144ZM206 209V208H205ZM204 209V210H205ZM232 209V211H234L233 210V208H231ZM240 209H241V207H240ZM250 209V208H249ZM248 209V210H249ZM251 209H253V208H251ZM250 209V210H251ZM258 210H260L259 208H257ZM256 209V210H257ZM93 210V209H92ZM208 210V212H206V214L205 215H201L202 217H206V219H207V221H208V219H209V221H210V223H211V225L213 224L214 226L213 227H215V228H217L215 231H217V233H218V231H220L222 228H223V224L221 223L222 222V220H226L225 222H227V219H229L228 218V216L226 217L225 216V212H226V209H225V214L223 215V214H221V216H225L223 219L221 218H219V217H217V214H215V211L216 210H209V209H207ZM224 210V209H223ZM222 210V208H221V210H219L220 211V213H221V211H223ZM229 210H230V208H229ZM229 210H227V212L229 211ZM237 210V209H236ZM235 210V213L237 212ZM242 210V209H241ZM247 210V211H248ZM255 210V211H256ZM105 211V210H104ZM170 211V210H169ZM218 211V210H217ZM243 211H246L245 209L243 210ZM252 211H254V210H252ZM261 211V210H260ZM92 212V211H91ZM230 212V211H229ZM240 212V211H239ZM133 213V212H132ZM160 213V212H159ZM170 213V212H169ZM202 213H205L204 211L202 212ZM219 213V214H220ZM234 213V212H233ZM240 213H242V212H240ZM239 213V214H240ZM247 213V212H246ZM249 213V212H248ZM253 213V212H252ZM92 214H93V212H92ZM96 214V213H95ZM125 214V213H124ZM171 214V213H170ZM219 214H218V216H219ZM243 214V213H242ZM245 214V213H244ZM249 214H251V212L249 213ZM254 214V213H253ZM260 214V213H259ZM146 215V214H145ZM162 215V214H161ZM231 215V214H230ZM256 216V215H255ZM134 217V216H133ZM245 217V216H244ZM251 217V216H250ZM227 218V219H226ZM240 218V217H239ZM6 219V218H5ZM97 219V218H96ZM149 219V218H148ZM206 219H203V221H205ZM230 219H233V218H230ZM234 219H237V218H234ZM91 220V219H90ZM5 221V220H4ZM231 221V220H230ZM235 221V220H234ZM140 222V221H139ZM147 222V221H146ZM206 222V221H205ZM224 222V223H225ZM153 223V222H152ZM208 223V222H207ZM118 224V223H117ZM227 224H228V222H227ZM233 224H235V225H237L236 223H233ZM264 224V223H263ZM7 225H8V227L10 228V224L8 223V221H7ZM111 225V224H110ZM210 225V226H211ZM223 225V226H222ZM229 225H231V224H229ZM234 225V226H235ZM193 226V225H192ZM222 226V228L219 230L218 228H220ZM17 227V226H16ZM227 227V226H226ZM18 228V227H17ZM107 228H109V227H107ZM208 228V227H207ZM211 228H212V226L210 227V230H211ZM214 228V229H215ZM263 228V227H262ZM11 229V228H10ZM107 230V229H106ZM204 230H206V229H204ZM244 230V229H243ZM221 231H223V230H221ZM234 231V230H233ZM109 232V231H108ZM206 232V231H205ZM208 232V231H207ZM212 232H214V230H212L211 231V233ZM103 233V232H102ZM119 233V232H118ZM215 233V232H214ZM214 233H212V234H214ZM220 233V232H219ZM229 233V232H228ZM222 234V233H221ZM219 235V236H222V235ZM224 234V233H223ZM235 234V233H234ZM17 235V234H16ZM218 235L216 236V237H218ZM18 236H19V234H18ZM208 236V235H207ZM210 236H211V234H210ZM197 237H199V236H196V238ZM212 237V236H211ZM210 237V238H211ZM214 237H215V235H214ZM215 237V238H216ZM17 238V237H16ZM15 238V240H17ZM95 238V237H94ZM209 238V239H210ZM224 238V237H223ZM135 239V238H134ZM194 239V238H193ZM192 239V240H193ZM216 239H218V238H216ZM222 239V238H221ZM19 240V239H18ZM77 240H79L80 241V244H82L83 243V238L81 237V239H77ZM88 240V239H87ZM219 241H220V239H218ZM250 240V239H249ZM111 241V240H110ZM216 241L217 240H215V244H217L216 243ZM218 241V242H219ZM14 242H16V241H12V247H13V249H14ZM78 242V241H77ZM85 242V241H84ZM211 242H212V240H211ZM210 242V243H211ZM79 243V242H78ZM132 243V242H131ZM17 244H18V242H17ZM17 244H15V245H17ZM116 244V243H115ZM20 245V244H19ZM214 245V244H213ZM218 245V244H217ZM220 245V244H219ZM218 245V246H219ZM246 245V244H245ZM203 246V245H202ZM209 246V245H208ZM216 246V245H215ZM224 246V245H223ZM11 247V246H10ZM17 247V246H16ZM20 247V246H19ZM199 247V246H198ZM212 247H214V246H212ZM29 248V247H28ZM138 248H139V245H134V244H131V245H129L128 246V244H125V246L123 245V246H118V245H114V244H107V245H102V243H99V242H97V241H95V240H88L87 241V249L88 250H90V251H92V253H93V255H92V257H93V259H95L96 257L97 258H105V257H109V256H116V255H118V254H121V255H123L124 257H131L132 255L131 254H133V253H135L137 250H138ZM217 247H215V249H216ZM230 248V247H229ZM16 249V248H15ZM31 249H34L33 247H31ZM86 249V248H85ZM198 249V248H197ZM210 249H211V247H210ZM210 249H209V251H210ZM213 249V248H212ZM203 250H204V248H203ZM202 250V251H203ZM217 250H218V248H217ZM15 251H18V249H16ZM34 251H36L37 252V249L36 250H34ZM33 251V252H34ZM215 251V250H214ZM12 252V257H10V264H15V256H14V250L13 251H11ZM29 252H31V250L29 251ZM28 252V253H29ZM33 252H32V254H33ZM35 252V253H36ZM39 252V251H38ZM38 252H37V254H38ZM201 252V251H200ZM213 252V251H212ZM219 252V251H218ZM248 252V251H247ZM40 253V252H39ZM70 253V252H69ZM77 253V252H76ZM75 253V254H76ZM198 253H199V251H198ZM210 253V252H209ZM222 253V252H221ZM11 254V253H10ZM30 254V253H29ZM32 254H30L29 255V257L27 258L28 259V262L29 263H32V264H34L33 263V261L35 260V259H37L36 258V255H34L35 256V259L33 258V255ZM41 254H42V252H41ZM68 254V253H67ZM71 254V253H70ZM213 254V253H212ZM241 254V253H240ZM18 255V254H17ZM40 255V254H39ZM72 255V254H71ZM71 255H68V256H70V259L72 258L71 257ZM156 254H154V256H155ZM196 255V254H195ZM204 255V254H203ZM11 256V255H10ZM22 256V255H21ZM67 256V257H68ZM73 256V255H72ZM75 256V255H74ZM86 256V255H85ZM120 256V255H119ZM154 256L153 257H151V258H153V260H155L154 259ZM221 256V255H220ZM81 257V256H80ZM87 257V256H86ZM90 257V256H89ZM194 257V256H193ZM197 257V256H196ZM216 257V256H215ZM222 257H223V254H222ZM33 258V259H32ZM40 258V257H39ZM75 258H77V257H75ZM151 258H147V259H140L141 261H139V262H137L136 261V263H128L129 261H125V262H127L126 264H153V260H151ZM160 258V257H159ZM202 258H203V256H202ZM68 259V258H67ZM67 259H66V261H67ZM91 258H89V259H87V263H88V260H90ZM100 259V260H101ZM114 259V258H113ZM205 259H206V257H205ZM209 259V258H208ZM48 260V259H47ZM46 260V261H47ZM86 260V259H85ZM92 260V259H91ZM111 260V259H110ZM132 260V259H131ZM130 260V261H131ZM134 260V259H133ZM196 260V259H195ZM213 260V259H212ZM223 260V259H222ZM56 261V260H55ZM65 260H64V258H63V262H64ZM69 261V260H68ZM71 262L73 261V260H70ZM198 261H199V258H198ZM43 262V261H42ZM49 262V261H48ZM75 262V261H74ZM73 262V264H75ZM83 262H84V260H83ZM82 262V263H83ZM160 262V261H159ZM204 262V261H203ZM205 262H207L206 260H205ZM210 262H211V260H210ZM209 262V263H210ZM43 263H45V262H43ZM51 263V262H50ZM53 263H56V262H53ZM67 263H69V262H67ZM107 263V262H106ZM111 263H113V262H111ZM208 263V264H209ZM218 263H220V262H218ZM46 264V263H45ZM52 264V263H51ZM59 264V263H58ZM63 264V263H62ZM66 264V263H65ZM69 264H71V263H69ZM81 264V263H80ZM88 264H104L103 262L102 263H100V261L99 262H97V260L96 261H90ZM124 264V263H123ZM154 264H155V262H154ZM193 264V263H192ZM215 264H216V262H215ZM221 264H222V261H221Z\"/></svg>", "mask_w": 264, "mask_h": 264}]
</instances>
